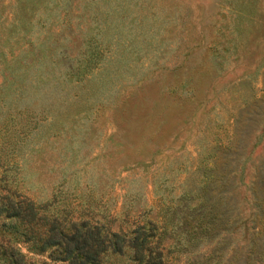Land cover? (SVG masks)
Masks as SVG:
<instances>
[{
  "label": "rangeland",
  "instance_id": "rangeland-1",
  "mask_svg": "<svg viewBox=\"0 0 264 264\" xmlns=\"http://www.w3.org/2000/svg\"><path fill=\"white\" fill-rule=\"evenodd\" d=\"M5 184L104 232L152 219L179 264H264V0H0Z\"/></svg>",
  "mask_w": 264,
  "mask_h": 264
},
{
  "label": "trees",
  "instance_id": "trees-1",
  "mask_svg": "<svg viewBox=\"0 0 264 264\" xmlns=\"http://www.w3.org/2000/svg\"><path fill=\"white\" fill-rule=\"evenodd\" d=\"M0 191V226L13 238L0 237V260L3 264H34L15 241H23L28 249L51 257L53 264H100L106 250L123 252L131 249L135 264H179L164 252V232L158 231L152 219L134 221L129 230L104 232L99 224L86 218L70 219L51 217L46 203L15 193L6 184Z\"/></svg>",
  "mask_w": 264,
  "mask_h": 264
}]
</instances>
